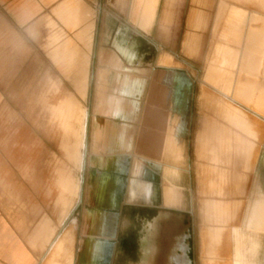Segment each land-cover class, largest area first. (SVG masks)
<instances>
[{
	"label": "crops",
	"instance_id": "1",
	"mask_svg": "<svg viewBox=\"0 0 264 264\" xmlns=\"http://www.w3.org/2000/svg\"><path fill=\"white\" fill-rule=\"evenodd\" d=\"M115 1L0 0V264H260L264 181L256 175L244 205L198 209L188 139L193 115L177 107L182 78L161 70L172 61L150 46L148 55L156 58L149 63L126 60L140 53L134 32L118 21ZM120 1L126 20L148 36L160 0H151L144 19L145 0ZM199 1L190 0L197 10L184 21V39H205L208 55L221 34L215 50L244 54L251 30L255 65L262 62L264 0ZM220 3L243 13L233 21L238 45L224 36L228 11L219 14ZM168 7L169 0L159 37L161 26L166 35ZM195 12L202 13L200 29ZM216 62L228 71L223 58ZM207 97L213 104L205 102L207 111L227 127L207 122L203 135L214 136L218 159L229 163L234 146L243 169L252 171L256 145L250 148L242 136L231 144L230 113L214 112ZM222 97L228 107L231 100ZM242 175L232 181L223 175L219 185L243 195ZM215 184L211 192L219 190ZM204 213L222 217L227 227L238 219V226L225 228L222 245L219 232L206 240ZM205 241L223 247L227 259L201 258Z\"/></svg>",
	"mask_w": 264,
	"mask_h": 264
},
{
	"label": "rangeland",
	"instance_id": "2",
	"mask_svg": "<svg viewBox=\"0 0 264 264\" xmlns=\"http://www.w3.org/2000/svg\"><path fill=\"white\" fill-rule=\"evenodd\" d=\"M165 1L167 0H160L159 7L156 8V15L151 24L153 29L148 36L140 33L134 27L133 23L128 20V18L126 20V9L120 6V0L115 1V3H117V7L114 9L117 13L118 21L127 25L134 32V47L140 53L139 56L134 58L132 56L126 57V60L128 59L129 63L142 65L149 63L152 56L148 55L150 52L148 53L147 48L150 46L155 50L153 52H155L157 56L162 54H168L171 56L170 58L168 55H165L167 60L172 61L171 66L161 68V70H165L166 72H170L169 70L174 71L176 72L177 77L182 78V87L178 90L179 103L177 107H179L180 111L189 112L193 115V121L190 128L191 136L187 137L190 140V159L191 161L195 160L196 163L194 169L196 178L193 186L197 189L198 209L207 203L209 205H221L223 203L233 201L237 207L239 202H242L244 205L248 200L250 193L253 191V183L256 175L261 176V179L264 181V165L262 164L264 160V55L262 54V62L258 59V62L255 65L254 34L251 30L246 35V40L249 44L246 47H250L251 49L249 51L242 50L245 52L244 54H238V52L233 50L231 47L215 50L216 46L221 42V34L217 40L213 41L215 43L213 45L212 54L208 55L205 39H200L199 41V37L190 35L184 39L187 34L186 32L189 31V29H187V25L184 24V21L188 18L191 9L197 10V8L190 7V0H169V7L167 9L169 13V22L165 25L166 35H163L161 26L160 38L159 19L160 15L162 17ZM194 1L200 4V1ZM150 2L151 0H145L141 15L143 19L148 13V3ZM220 4L218 6V9L220 7L219 14L224 13L226 10L228 11L226 24L227 31L224 33V36L228 42L238 45L237 37L239 35L235 33V30L239 27V24H234L233 21H239L242 18L243 13L235 11L232 8L228 9L223 3ZM198 14L201 16L200 18L198 17ZM200 14V12H195L194 18L196 20H193L195 23L198 21L199 24L194 23L199 27L198 28L196 26L198 29L204 26L202 14ZM127 21L128 23L126 24ZM263 33L258 34V52L260 51L261 42V38L259 37H261ZM198 42L201 43L199 52ZM240 46L243 45L240 44ZM183 50H187V55ZM156 55L153 56L151 60H154ZM218 58L224 59L222 66L228 68V71H221L216 68L218 65L216 60ZM237 71H240L244 75V77L241 76L240 81L236 75ZM207 93L215 102L212 108L214 112L220 113L224 109V111H228L230 113V143H237V139L242 136L250 148L253 145H256L257 162L252 171H245L243 169L241 157L236 155L234 146H232L230 150L229 163L218 159L217 146L212 139L214 136L211 137L209 135V138H206V136L203 135L207 122L217 126L218 128L227 127V125L215 117L212 112L207 111L206 105H209L210 107L213 105L211 103L212 101L207 99ZM190 95H192L191 99ZM222 95L231 100L228 107L221 104L223 100L225 101V98L222 97ZM242 98H245L244 101ZM205 102H207L206 105ZM238 103H240V105H238ZM81 123L82 120H80V126ZM80 139L81 136L79 137V140ZM219 139L221 138L219 137ZM204 141L205 144H203ZM249 147L246 148V159L252 160L253 157L250 155L251 153ZM213 169L216 171V174H212L211 170ZM242 174L245 175L244 179H247L243 195L235 196L231 195L228 191H223L222 185H219L223 175L232 181L233 177ZM213 182H216L215 188L219 190L211 192L210 184ZM241 208H243V206ZM242 210L243 209L240 210L238 219L241 217ZM202 219L204 222L201 223L205 227L203 231L207 234L206 240L208 239V233L219 232L222 238V243L220 245L224 242L223 233L225 228L228 230L230 226H238V219L227 227L228 225L223 218L216 214L206 215L204 213ZM258 244L261 249L258 259L259 262L263 261L260 264H264V238H261L258 241ZM205 245L206 253L201 254V251H199L201 258H206L211 263H213V257L221 260L227 259V254L224 252L223 247L220 246L215 249L211 241H205ZM214 254L217 255L215 256Z\"/></svg>",
	"mask_w": 264,
	"mask_h": 264
},
{
	"label": "bare ground",
	"instance_id": "3",
	"mask_svg": "<svg viewBox=\"0 0 264 264\" xmlns=\"http://www.w3.org/2000/svg\"><path fill=\"white\" fill-rule=\"evenodd\" d=\"M198 1H199V0H198ZM150 5H151V2L148 3V11H149V9H150ZM198 13H199V12H198ZM196 14H197V13H196ZM201 14H202V13H201ZM201 14H200V15H201ZM196 16H197V15H196ZM198 17L200 18L201 16H199V14H198ZM194 19H195V18H194ZM197 19H198V18H197ZM195 20H196V19H195ZM201 21H202V19H201ZM196 23H198V21H197ZM198 24H199V23H198ZM196 26H197V25H195V27H196ZM197 27H198V26H197ZM198 28H199V27H198ZM200 28H201V27H200ZM190 38H191V37H190ZM191 39H192V38H191ZM191 39H190V40H191ZM190 40H189V41H190ZM184 43H185V42H184ZM198 43H199V42H198ZM184 45H185V44H184ZM187 45H188V44H187ZM183 47H184V46H183ZM186 47H187V46H186ZM186 47H185V48H186ZM188 47H189V46H188ZM198 48H199V47H198ZM183 51H184V50H183ZM186 51H187V50H186ZM186 51H184V53H186ZM186 55H187V53H186ZM70 60H71V59H70ZM232 78H233V77H232ZM230 81H231V79H230ZM230 83H232V82H230ZM173 84H174V83H173ZM229 85H230V84H229ZM229 87H230V86H229ZM229 87H228V88H229ZM227 90H229V89H227ZM237 90H238V89H237ZM239 92H240V91H239ZM228 94H229V93H228ZM243 94H245V93H243ZM242 97H244V96H242ZM245 97H246V96H245ZM248 97H249V96H248ZM235 98H236V97H235ZM240 98H241V95H240ZM231 99H232V98H231ZM242 99H243V98H242ZM242 99H241V100H242ZM244 99H245V98H244ZM244 99H243V101H244ZM246 99H247V98H246ZM246 101H247V100H246ZM245 104H246V103H245ZM246 105H247V104H246ZM170 108H171V107H170ZM172 110H173V109H172ZM250 125H251V124H250ZM182 153H183V151H180V152L177 154V155H178L177 157H178L179 160H182V158H183V157H182Z\"/></svg>",
	"mask_w": 264,
	"mask_h": 264
}]
</instances>
